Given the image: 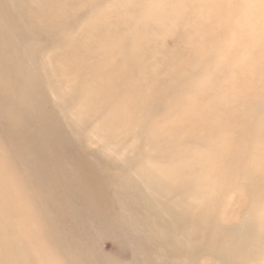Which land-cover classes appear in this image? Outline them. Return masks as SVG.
I'll list each match as a JSON object with an SVG mask.
<instances>
[{
  "label": "rangeland",
  "instance_id": "obj_1",
  "mask_svg": "<svg viewBox=\"0 0 264 264\" xmlns=\"http://www.w3.org/2000/svg\"><path fill=\"white\" fill-rule=\"evenodd\" d=\"M59 1L48 0L51 4ZM3 2L6 17L9 14L10 20L21 19L22 23L20 31L8 32L4 51L14 88L12 97L1 95L3 92L0 96L11 98L4 104L15 112L0 110V221L21 239L31 264L180 262L183 258L175 254L170 233L163 226L143 219L131 225L122 217L128 205L147 210L120 188L139 167L148 164L147 152L158 144L177 150L176 159L168 157L166 163L161 162L163 167L178 160L176 167L184 169L168 181L170 198L165 204L186 197L185 205L191 204L194 214L206 220L204 234L216 242L237 233L241 234L237 236L240 250L259 243L255 219L264 212V0H171L163 8L157 0H69L72 8L63 15L50 10L45 0ZM97 8L114 11L117 17L109 14L105 23L86 26L101 18L102 13L93 12ZM144 24L149 25L150 44L144 42L139 49L146 56L122 65V56L112 49L114 64L99 72L106 76L121 73L115 76L118 78L142 73L140 84L152 86L144 132L121 136L125 147L134 146L127 148V157L118 158L89 138L90 130L108 114L106 104L98 102L82 126L80 140L61 120L48 85L58 79L54 72L70 70L74 62L82 74L94 72L80 60L88 49L106 40L109 29L145 30ZM27 41L33 42L27 47L34 49L32 53L20 50ZM22 65L33 72L28 81ZM197 76L200 83H193ZM75 83L71 85L78 93L88 90L82 79ZM95 84L97 89L110 88L121 95L126 81L115 80L114 86L113 82L105 87ZM188 94L194 110L183 116L177 102ZM67 106L74 109L75 104L68 100ZM15 124L31 151L36 144L47 170L37 182L32 181L31 166H39V157H27L23 146L12 140L9 126ZM49 131L57 132L59 140L54 141ZM52 145L59 147L51 149ZM69 152H83L88 165L109 186L107 208L85 213L72 199L71 186L65 187L68 180L54 173L58 166L54 160H66ZM152 158L161 161V157ZM197 194L201 196L194 198ZM249 215L253 220L244 222ZM200 220L197 223L203 225ZM205 256L190 257L200 262Z\"/></svg>",
  "mask_w": 264,
  "mask_h": 264
},
{
  "label": "bare ground",
  "instance_id": "obj_2",
  "mask_svg": "<svg viewBox=\"0 0 264 264\" xmlns=\"http://www.w3.org/2000/svg\"><path fill=\"white\" fill-rule=\"evenodd\" d=\"M66 1L60 0L59 2L51 4L48 0H45L51 8L50 10H55V12L60 15H63L66 11L68 12L69 9L72 8L70 6L72 4L69 0V4H66ZM170 1L171 0H157L161 8L168 5ZM4 5L5 2L0 0V94L3 92L1 95L6 96L7 94L9 97H12L10 92L14 88V83H12V85L10 83L12 80V75L10 73L12 72L9 66H7V60H4L6 56L4 51L5 47L9 44L8 37L10 35L8 36V32L10 33L14 30L20 31L22 20H10L9 14L6 17L7 14L5 12ZM108 11V9L103 11L101 8H97V11L94 10L93 12L95 13H102V16L96 22L94 20L89 21L86 26L97 24L99 21L101 24L105 23V19L109 14L112 17L116 14L114 11ZM100 13L98 15H100ZM115 17H117V15H115ZM120 17L121 15H119L117 19L122 22ZM9 21L11 24H8ZM106 25H109V23H106ZM142 27L145 28V30L133 27L131 31L126 32H121L120 30L122 29H120L119 26H117L116 29L111 28L105 34L106 40L101 41V43L98 44L100 46H96L94 49H88L86 53L83 54L80 63L83 67L85 66L95 73L88 71L87 73L82 74L79 72L77 62H74L72 63L70 70L66 68L63 70L64 73L60 74L54 72L53 76L58 78L55 79L56 83L54 85H50L49 80L47 79V84H49L48 88L51 90L54 101L60 111L59 114H61V120H63L73 130L75 138H82V126L85 124L84 122H88V120H90L89 118L95 111V107L98 102L102 101L101 105L106 104L108 114H106L103 119L99 121L98 124L92 128V130H90L92 132L90 133L89 138L92 142L96 141L98 144L101 143L106 151L111 152V155L118 158L127 157V148H133L134 146L126 145L125 147L120 137L127 136L129 134L136 136L144 132V128L147 123L146 117L148 115L146 109L150 108L147 107V103H151L152 101V95L150 94V88H152V86L147 84L148 82L143 85L140 84V81H143L144 79L142 77V73L135 74L132 78L125 77L123 74L122 77L118 78L115 76L121 75V73H116L115 75L113 73L112 76H106L100 74L99 72L100 70H103L104 67L108 70V68L114 64L112 61L113 59H111V53H113L111 51L112 49L117 51L119 55L122 56V65L131 64L132 62H135L138 57L146 56L143 55L142 50L139 49V45L144 42L149 45L150 42H148V40L150 39L151 34L150 30L147 29L149 25L144 24ZM28 31L31 30L28 29ZM30 37L31 36H29V38ZM32 41L35 42L36 40L33 39ZM33 42L27 41V44L22 43L23 47L20 50H25V52L27 51L29 53L31 49L28 48L27 50V47ZM33 50L34 49H32V51ZM84 56L86 57L83 58ZM18 65L20 66L21 64ZM18 65L16 66V72L19 75ZM28 70L30 69H26L24 66L22 67V71H26V81L31 79L33 76V72ZM80 79L85 81L88 87V90L85 89L83 93L81 90L78 93L76 88L71 85V83H75V81ZM196 79L197 81L193 79V83H200L201 78H198L197 76ZM95 80L98 81L96 82ZM115 80L126 81L125 90L121 93V95L114 90H110V88L97 89L95 86V83H100L101 85H104V87L106 84L111 86L113 82L114 86ZM61 81V85L65 86L60 85ZM93 81H95V83ZM176 87H178V85ZM193 87L194 84H192V88ZM189 96L190 94L184 96V98L177 102L180 107V114L184 112L183 116L190 114L194 110V103H192L191 99H188ZM136 98L141 99L136 100ZM5 99L11 98L0 96V110L14 115L15 111H9L10 109H8V106H5ZM68 100H71L72 103L75 104L74 109L67 106ZM56 124L59 127V124ZM16 126L17 124L9 126L12 140L23 146L27 157L30 158L34 155L38 158L40 154L37 152L36 144L33 143L35 150L31 151L32 149L30 148V145L26 143L22 137H20V131H18L19 128ZM54 129L57 130L56 128ZM48 134L49 136L54 137V141L59 140L57 132L53 133L52 131H49ZM112 139L114 140L112 141ZM56 147L52 145L51 149H56ZM150 148L151 147H148V149ZM169 152H173V155L168 154ZM176 152L177 150L174 148L163 144H158L155 149L147 152L150 157H161V161H153L154 159H150L147 155L149 157L147 158L148 164L146 166L143 165L142 167H139L131 177H128V179L125 180V184L121 185L120 188V191L124 194H128L129 198L136 201V204L140 201L142 205H146L147 210L143 211L142 208L137 210L136 208L134 209V206L128 205L124 208L126 212L122 214V217L128 218L131 225H133L138 219H143L147 223L151 222L153 226H163L165 230H168L171 242L174 243L175 254L181 256L180 258H183L180 262L177 263L173 261L171 264H264V212L260 213L255 219V221L259 224L257 231V242L259 243L255 245L251 244L249 248L245 247L246 249L240 250L241 245L238 243L239 238L237 236H240L241 234L233 233L234 235H230V237L223 236L218 242H216L212 236L204 234L206 231V220L202 221L197 213L194 214L191 204L185 205L184 200L186 197L178 198L182 201H173L165 204L170 198L168 181L175 172L179 171V173H184V169H178L176 167V165H178V160L174 162L175 164L171 161L168 162L171 163L168 167H163L161 162L164 164L169 158L175 160ZM192 159V157H189L188 160L193 161ZM54 161L58 163L54 173L57 174V176H63L68 180L69 183H67L65 187L71 186L70 195L72 199L81 206L85 213L91 215L102 211L100 209L107 208L109 201L105 195L107 194L106 190L109 186L103 182L96 172L88 165L86 155L83 152H79V154L70 153L66 160L55 159ZM36 162L39 165L38 167L37 165L31 166V177L32 181L35 182H37L41 177H44L47 172V170L42 166L43 162H41V157H39ZM180 166L185 165L182 164ZM197 190L201 193V186H198ZM194 196V198H197L198 196H201V194ZM199 199H196V201ZM130 217H133V220L130 219ZM197 219H199L203 225L198 224ZM250 220H253V218L249 215V217L245 218L244 222H248ZM223 221L226 222L227 219ZM201 231H203V233ZM197 253H204L206 256L198 262L190 257L192 254ZM256 259L257 261L255 262ZM161 263L162 262L160 261V264ZM165 263L166 262H164V264ZM0 264H31V259L28 252L25 248H23L21 239L17 234L10 233L1 221ZM167 264H170V262Z\"/></svg>",
  "mask_w": 264,
  "mask_h": 264
}]
</instances>
